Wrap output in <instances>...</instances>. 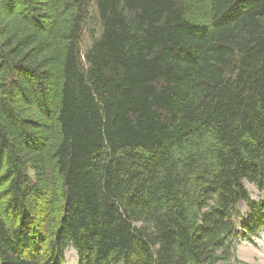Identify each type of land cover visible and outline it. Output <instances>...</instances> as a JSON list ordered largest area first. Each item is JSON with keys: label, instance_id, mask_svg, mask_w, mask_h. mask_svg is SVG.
Wrapping results in <instances>:
<instances>
[{"label": "trees", "instance_id": "obj_1", "mask_svg": "<svg viewBox=\"0 0 264 264\" xmlns=\"http://www.w3.org/2000/svg\"><path fill=\"white\" fill-rule=\"evenodd\" d=\"M254 238L264 0H0V264H231Z\"/></svg>", "mask_w": 264, "mask_h": 264}, {"label": "rangeland", "instance_id": "obj_2", "mask_svg": "<svg viewBox=\"0 0 264 264\" xmlns=\"http://www.w3.org/2000/svg\"><path fill=\"white\" fill-rule=\"evenodd\" d=\"M251 191L257 198V192L252 187ZM65 264H78L77 253L72 248L66 252ZM231 264H264V240L254 238L251 242L239 243Z\"/></svg>", "mask_w": 264, "mask_h": 264}]
</instances>
